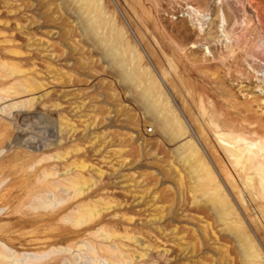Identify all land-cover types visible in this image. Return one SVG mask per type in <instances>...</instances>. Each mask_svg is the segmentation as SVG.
<instances>
[{
    "label": "rangeland",
    "instance_id": "rangeland-1",
    "mask_svg": "<svg viewBox=\"0 0 264 264\" xmlns=\"http://www.w3.org/2000/svg\"><path fill=\"white\" fill-rule=\"evenodd\" d=\"M184 120L229 206L184 160ZM225 121L264 140V0H0L5 264H264L262 185L236 177Z\"/></svg>",
    "mask_w": 264,
    "mask_h": 264
},
{
    "label": "bare ground",
    "instance_id": "bare-ground-1",
    "mask_svg": "<svg viewBox=\"0 0 264 264\" xmlns=\"http://www.w3.org/2000/svg\"><path fill=\"white\" fill-rule=\"evenodd\" d=\"M77 1H79V0H77ZM86 11L89 13V20H90V23L92 24L91 25V28H96V29L97 28H102V29L105 28V35H106V37H107V35L109 33L111 35V38H108L107 37L108 40H105V39H103V40H105V42H108L109 45H111L112 47H114L116 45L119 37L116 36L115 34L113 35L111 33V28L110 29L106 28V27H108V24L110 22L103 24V23H101V19H100V16H99V13L98 12H95L94 13V12H91L89 10H86ZM15 69L13 68V70H15ZM24 83H25V81H24ZM31 87H33L32 84L31 85H25L24 86V91L25 92L31 91L32 90ZM12 89H14L15 92H18L19 93L18 88H15V86H13ZM224 119H225V114H224ZM185 120H184V122H185V126H186L187 130L182 129L180 132L182 133V135H186L187 132L188 133L190 132L192 137H196L195 134H194V132L192 131V127ZM212 124L215 125L214 123H212ZM166 125L168 126V123H166ZM217 126H218V128H220L219 135H222V136H225L226 137V140L223 141L226 144L223 147H224V150L226 152V155H227L228 159L230 160V163L233 165L234 170H235V172L238 175L236 177L239 178L240 183H242V181H243L245 187H247V188H250L251 186H254L256 184V182H258L257 185L258 184L259 185H262V188L259 189V194L263 198L264 197V179H263V170L261 169V165L263 164V160H264V140H262V141H257V140H251V141H249L247 138L242 137V125L240 127L239 126H234V125L229 124L227 121H225L223 124H222V122H220L219 125H217ZM163 128L167 131V129L169 127L167 128L166 126H164ZM196 139H198V138L196 137L195 139H193V141H191V142L188 143L189 144L188 145L189 152H183V158H184V160H187L188 163L192 164L193 167L195 166L194 168L196 170V173H198V177L197 178H199L198 179L199 180V183L201 182V185H202V188L201 187L200 188L201 189H204L205 194H206V192L209 193L208 195H210L211 199H213L212 201L214 202V204L216 205V207L220 208L221 207V204L220 203H223L224 205L226 204V205L229 206L230 205V203L228 201V192H229V190L226 187V185L219 184L216 181V174L214 172V170H215L214 169V166L211 163V161H208V159L205 157L204 152L202 151L204 148H202V145H200V142H198L199 139L197 141H196ZM217 141H219V140H217ZM242 143L244 144V146H242ZM182 151H185V150H182ZM59 158L61 159V157H59ZM198 161L201 162V164L204 166V171L202 170V172L200 171L201 169L200 170L199 169H196V165H197V162ZM82 164H83V162H82ZM81 167H83V166H81ZM191 171H192V169H191ZM253 172L255 174L254 176H253ZM44 177H45V175H44ZM198 180L196 181L197 183H198ZM235 180L237 181L236 178H235ZM208 181L209 182H212L214 184V189L210 188ZM86 183H87V181L84 180V179H82V178H80V177L77 178V179L75 178L74 180H72V182L70 183V186L74 190V196H80L87 189L86 188V185H88V184H86ZM223 183H224V181H223ZM244 192H247V191H244ZM82 207H83V205H82ZM86 207L88 208L89 206H86ZM86 207L84 209L83 208L82 209L85 210ZM89 208H91V207H89ZM93 208H95V207H93ZM95 209H88V210L86 209L87 210V214H86L87 217L86 216L84 217V215H82V216L79 215L78 218H76V219H74L72 221V223L75 226H81L84 223L92 220L98 214V212L96 211L97 209L96 210ZM220 214L223 216V212L222 211L220 212ZM244 226L245 225L242 224V227H244ZM107 233H108V231H107ZM116 234L117 233L115 232L114 235H116ZM248 237H249L250 240H252V237L250 235H248ZM129 238L130 239H133L132 237H129ZM252 244H253L252 247H254V249L258 251L259 245L257 244V242L255 243V241H252ZM97 247H99V246H97ZM146 251H147V249H146ZM93 254H94V256H96L97 253L94 251ZM129 254H127V255H129ZM141 256L144 257V256H146V254L144 253ZM245 258H246V256H245ZM7 259H8V255H7L6 251L0 248V264L7 263V261H6ZM130 259H131V257H130ZM115 260H116V258H115ZM122 262L123 263H127L126 260H123Z\"/></svg>",
    "mask_w": 264,
    "mask_h": 264
}]
</instances>
